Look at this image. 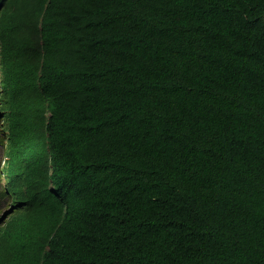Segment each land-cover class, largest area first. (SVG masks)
I'll return each mask as SVG.
<instances>
[{"label": "trees", "instance_id": "trees-1", "mask_svg": "<svg viewBox=\"0 0 264 264\" xmlns=\"http://www.w3.org/2000/svg\"><path fill=\"white\" fill-rule=\"evenodd\" d=\"M0 15V264H264V0Z\"/></svg>", "mask_w": 264, "mask_h": 264}, {"label": "clouds", "instance_id": "clouds-1", "mask_svg": "<svg viewBox=\"0 0 264 264\" xmlns=\"http://www.w3.org/2000/svg\"><path fill=\"white\" fill-rule=\"evenodd\" d=\"M1 17H2V15H0V25H1ZM2 117H3V114H2V111L0 110V131H1V134L3 135V136L1 135V142H3V137H4V133H3L2 128H1L2 127ZM1 145H2V147H1V149H2L1 158L2 159H1V163H0V165H1V167H0V177L3 179V181H1V183H0V191L3 189V184H4V181H5V176L2 173V168L4 167V159H5V157H4L5 148H4L3 143ZM51 189H52V186L50 185L49 190H51ZM49 200L51 202H53V205L48 206L49 207L48 211L52 214L53 218H55L56 213H57V202L55 200H53L52 198H49ZM5 201H9L10 202L9 206L7 208H3L2 209L1 205L5 206ZM20 206H21V203H12L10 199L9 200L6 199L4 201L0 200V216H3V222L0 223V226H2L5 223V221L8 218V216L13 214L15 209L20 207ZM64 212H65V205H62V208H61L62 215H60L58 217V219L56 220L57 224H60L62 222ZM5 213H7V214L5 215Z\"/></svg>", "mask_w": 264, "mask_h": 264}, {"label": "rangeland", "instance_id": "rangeland-1", "mask_svg": "<svg viewBox=\"0 0 264 264\" xmlns=\"http://www.w3.org/2000/svg\"><path fill=\"white\" fill-rule=\"evenodd\" d=\"M1 131H0V163H1V156H2V149H1V147H2V142H1ZM3 136V135H2ZM0 167H1V165H0ZM1 181H3V179L0 177V183H1ZM9 201H5V206L4 205H1L2 206V209L3 208H7L8 206H9ZM44 205H46V206H51V205H53V202H51L50 200H46L45 202H44Z\"/></svg>", "mask_w": 264, "mask_h": 264}, {"label": "snow or ice", "instance_id": "snow-or-ice-1", "mask_svg": "<svg viewBox=\"0 0 264 264\" xmlns=\"http://www.w3.org/2000/svg\"><path fill=\"white\" fill-rule=\"evenodd\" d=\"M7 213H5V215H6ZM3 222V216H0V223H2Z\"/></svg>", "mask_w": 264, "mask_h": 264}]
</instances>
